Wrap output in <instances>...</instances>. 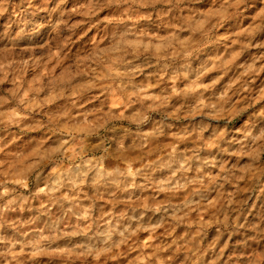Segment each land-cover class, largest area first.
<instances>
[{
    "label": "rangeland",
    "instance_id": "1",
    "mask_svg": "<svg viewBox=\"0 0 264 264\" xmlns=\"http://www.w3.org/2000/svg\"><path fill=\"white\" fill-rule=\"evenodd\" d=\"M97 2L67 0L66 7L73 13L72 28L59 46L55 43L42 47L28 45L33 50L22 56L17 55V48L6 52L0 46V160L6 159V153L15 156L13 168L0 164V264H25L27 256L32 258L30 264L49 257L83 264L82 253L72 247V243L86 242L80 233L66 230L58 235L55 249L29 252L23 244L32 231L42 227L34 220L40 209L48 208L53 218L61 214L59 204L50 206V197L62 195L67 206L90 195L83 184L75 186L78 192L65 189L62 182L56 186L58 174H62V168L55 164L58 154L69 162L78 161L87 149H95L98 132L111 135L110 130L114 128L116 133H123L131 126L151 138L164 125L169 126L164 128L166 135L152 143L151 155L165 150L186 152L195 141L184 129L191 128L207 105L215 102L209 99L212 94L226 92L236 101L233 110L240 111L233 117L230 128L239 126L254 110L264 108V98H260L264 94V19H261L264 8L252 4L240 11L246 0H193L189 6H194L197 14L186 10L187 23H173L169 30L161 28L154 22V15L147 12L122 16L119 9L128 0H107V6L98 9L93 7ZM176 2L183 4L184 0ZM154 6L168 8L171 0L167 3L154 0ZM24 15L39 19L43 13ZM5 18L0 15V23ZM125 24L134 26L126 38L121 37L112 44L101 39L107 28ZM6 54L8 61L3 59ZM95 57H111V76L97 66ZM163 63L167 64V71L160 70ZM253 97L257 98L256 103L250 104ZM15 98L17 103H22V110L16 107ZM81 113H86L88 119L81 120ZM256 119L264 125L259 117ZM49 120L53 124L63 121L60 130L48 124ZM207 134V131L203 133ZM228 134L229 129L220 132L221 136ZM140 159L136 156L127 162L130 170L134 172ZM88 163H96V156L90 155ZM99 167H108V161H102ZM37 172L43 178L39 183ZM151 174L164 185L159 189L158 199H162L172 191L168 186L172 173L169 169L157 168ZM207 175L215 180L218 170ZM137 182L142 183V178L137 177ZM224 187L230 191L227 185ZM175 191L179 194L183 189L177 187ZM132 192L129 203L142 199L146 205L152 196L151 189L143 194L139 189ZM17 194L22 198L18 199ZM239 198L247 199L242 218L247 215L249 221L257 209L264 208V193L257 195L255 189L242 192ZM100 203L105 205V219L109 224L116 223L114 213L124 209L125 204L107 197ZM87 207L85 204V217L92 215ZM214 210V207L202 208L198 218L209 220V213ZM49 213H41V218ZM158 215L147 213L144 230L133 228L132 238L126 244L101 251L95 264H132L133 259L135 264H149L157 250L169 253L172 238L186 235L189 226L169 228V234L162 236L164 227L149 230L148 222L155 224ZM190 226L198 227L195 222ZM80 227L89 233L94 223L90 220L87 226ZM24 232L29 235L23 236ZM234 239L235 236L232 240L225 236L217 243L216 250L222 255L216 264H223L227 259ZM179 258V254L169 256L172 264H177ZM160 264H165L163 256Z\"/></svg>",
    "mask_w": 264,
    "mask_h": 264
},
{
    "label": "clouds",
    "instance_id": "2",
    "mask_svg": "<svg viewBox=\"0 0 264 264\" xmlns=\"http://www.w3.org/2000/svg\"><path fill=\"white\" fill-rule=\"evenodd\" d=\"M66 2L67 0H0V15L6 16L4 22L0 23V46H4L6 52L11 48H17V55L22 56L33 50L28 45L41 47L49 43L61 45L67 38L66 33L72 28L73 20L72 9L66 7ZM145 4L148 5L147 8L144 7ZM190 4H193V0H184L183 4L171 0L170 7L157 8L154 6V0H128L119 11L125 18L129 14L139 15L141 12H147L150 16L154 15V22L161 28L170 30L173 23L181 25L187 23L184 16L186 10L193 15L197 14L196 8L190 7ZM252 4L264 8V0H246L240 11ZM102 6H107V0H98L93 5L97 9ZM26 12H31L33 16L42 12L43 16L39 19H30L25 17ZM261 19H264V16ZM133 28L134 26L127 24L114 25L103 32L101 39L107 44H112L121 37L126 38ZM143 36L147 38L146 33ZM95 44L98 48L100 41H96ZM3 59L8 61V55L6 54ZM95 59L97 66L111 76L109 69L111 57ZM123 63L127 64V61ZM160 70L167 71V64H161ZM232 95L235 96L236 93ZM260 98H264V94ZM209 99L215 102L207 105L199 120L194 122L191 128L184 129L195 141L193 147L186 152L165 150L151 155L152 143L157 141L158 137L166 135L164 128L169 126L164 125V128H158L151 138L131 126L123 133H116L114 128L110 130L111 135L98 132L99 142L95 149H87L78 161L69 162L62 154H58L55 164L62 168V174H58L56 186H60L62 182L65 189L73 188L78 192L79 189L75 186L83 184L90 195L86 194L79 200H73L67 206L62 195L50 197V206L59 204L61 214L53 218L48 208L40 209L34 220L42 227L32 231L31 237L23 241L24 246L29 252L55 249L58 247L55 243L58 235H63L66 230L74 231L84 236L86 242L72 243V247L76 252L82 253L83 264H95L101 251L106 252L126 244L132 238L133 228L137 231L144 230L146 223L144 218L151 212L153 215L156 213L159 215L156 216L155 224L148 222L149 230L164 227L162 236L169 234V228L178 225L189 227L186 235L172 238L169 253L157 250L149 264H160L161 256L165 264H172L169 256L176 257L178 254L180 258L177 264H216L222 255L217 252L216 245L225 236L227 240H232L233 236L235 239L223 264H264V208L257 209L249 221L247 215L242 218L243 206L247 204V199L239 198L242 192L250 189H255L257 195L264 193V179H261L264 177V125L256 119L259 117L264 121V108L254 110L239 126L230 128L233 117L239 115L240 111L233 110L236 108V101L226 92L220 95L212 94ZM256 99L251 98L249 103L255 104ZM17 100L18 98H15L14 103L22 110V103H17ZM87 119L88 115L81 113V120ZM47 123L59 131L63 121L53 124L49 120ZM223 129H229L227 136L220 135ZM205 131L208 133L207 136L203 135ZM5 155L6 159L0 160V164L9 169L13 168L15 156L7 153ZM90 155L96 156V163H88ZM136 156L141 159L133 172L127 162ZM104 160L108 161V167L100 168L99 164ZM157 168H166L172 173L168 185L172 191L166 193L162 199H158L159 189L164 185L151 174ZM214 170H218V176L211 180L207 173ZM137 177H141L143 182L138 183ZM36 179L38 183L43 180L39 172L36 173ZM48 179L51 181L52 178ZM225 185L230 191L225 189ZM49 186L51 188V183ZM177 187L183 189L179 194L175 191ZM132 189H139L142 194L151 189L149 203L145 205L142 199L129 203L128 200L133 195ZM105 197L110 201L125 204L124 209L114 213L116 223L109 224L105 219V205L100 203ZM122 197L126 199L122 200ZM17 198L22 197L17 194ZM173 200L178 203L174 204ZM85 204L92 214L88 217L83 215ZM205 207L215 208L209 213V220L198 218L200 210ZM137 209L140 211L137 212ZM41 213L49 215L41 218ZM90 220L93 221L94 228L91 232L84 233L80 226H87ZM193 222L198 225L195 229L190 226ZM209 230H212L211 234ZM22 235L27 237L29 234L24 232ZM31 261V256L25 257V264H30ZM36 264H69V260L67 258L54 260L49 257ZM132 264H135L134 259Z\"/></svg>",
    "mask_w": 264,
    "mask_h": 264
}]
</instances>
